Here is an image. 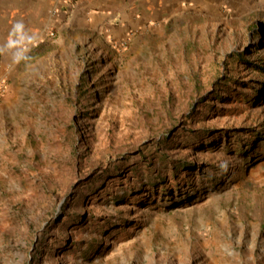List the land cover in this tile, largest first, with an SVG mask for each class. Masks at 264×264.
<instances>
[{
	"label": "rangeland",
	"instance_id": "374dc122",
	"mask_svg": "<svg viewBox=\"0 0 264 264\" xmlns=\"http://www.w3.org/2000/svg\"><path fill=\"white\" fill-rule=\"evenodd\" d=\"M48 11L0 41V264H264V0Z\"/></svg>",
	"mask_w": 264,
	"mask_h": 264
},
{
	"label": "crops",
	"instance_id": "0c3cea01",
	"mask_svg": "<svg viewBox=\"0 0 264 264\" xmlns=\"http://www.w3.org/2000/svg\"><path fill=\"white\" fill-rule=\"evenodd\" d=\"M0 0V41L4 46H20L47 24L49 7L56 0ZM1 24L3 27L1 28ZM46 26V25H45ZM8 42L5 43V40Z\"/></svg>",
	"mask_w": 264,
	"mask_h": 264
},
{
	"label": "trees",
	"instance_id": "16d2710c",
	"mask_svg": "<svg viewBox=\"0 0 264 264\" xmlns=\"http://www.w3.org/2000/svg\"><path fill=\"white\" fill-rule=\"evenodd\" d=\"M228 82V81H227Z\"/></svg>",
	"mask_w": 264,
	"mask_h": 264
}]
</instances>
